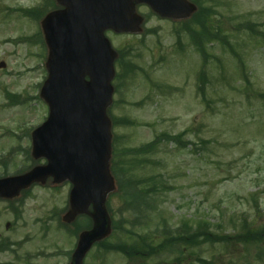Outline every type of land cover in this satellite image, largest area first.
Here are the masks:
<instances>
[{"label": "rangeland", "instance_id": "374dc122", "mask_svg": "<svg viewBox=\"0 0 264 264\" xmlns=\"http://www.w3.org/2000/svg\"><path fill=\"white\" fill-rule=\"evenodd\" d=\"M46 6L45 0H0V62L6 65L0 69V162L8 159L11 172L27 165L24 150L29 149L30 138L24 130L38 126L47 116L39 98L47 76L39 25L19 11ZM215 6L214 23L230 36L244 66L229 45L208 47L205 100L198 80L201 54L186 35L179 44L174 32L178 27L172 22L143 6L138 12L146 19L145 36V31L141 36L109 34L114 47L130 51L131 61L141 67L136 77L127 75L114 98L116 168H126L138 180L162 175L166 188L154 181L145 186L159 189L149 197L147 215L139 220L145 219L144 223L133 228L131 221L141 215L127 211L116 194L110 208L120 229H114L107 242H122L121 252L125 249L129 257L107 254L95 246L84 264H264V240L252 244L203 240L202 248L150 258L135 254L140 250L131 246L133 240L125 234L131 228L139 236L155 234L156 246L168 233L190 235L204 229L219 237L240 234L244 220L251 226L245 233L264 232V0H218ZM251 29L260 35L252 38ZM33 36L37 40H31ZM20 38L26 42H19ZM22 99L24 105L15 104ZM123 118L131 125H122ZM162 133L183 136L145 158L156 163L129 161V150ZM3 171L0 166V174ZM68 192V185L35 187L20 220L8 203H0V240L11 239L17 251L0 253L1 264L69 263L66 252L75 248L77 239L61 229L54 216L65 209ZM129 199L139 200L134 191ZM132 207L137 208L136 202Z\"/></svg>", "mask_w": 264, "mask_h": 264}, {"label": "water", "instance_id": "95a60500", "mask_svg": "<svg viewBox=\"0 0 264 264\" xmlns=\"http://www.w3.org/2000/svg\"><path fill=\"white\" fill-rule=\"evenodd\" d=\"M64 11L50 14L42 27L50 48L49 79L42 97L50 104L47 125L34 135V154L50 165L21 178L0 181V197L13 198L33 182L49 176L59 183L69 179L72 211L67 218L87 213L93 204L92 231L81 235L71 264H83L94 243L110 233L105 209L114 191L108 171L114 53L104 38L106 30L137 33L141 19L137 4H148L163 17L182 19L193 8L185 0H57ZM88 77V80H87Z\"/></svg>", "mask_w": 264, "mask_h": 264}, {"label": "trees", "instance_id": "16d2710c", "mask_svg": "<svg viewBox=\"0 0 264 264\" xmlns=\"http://www.w3.org/2000/svg\"><path fill=\"white\" fill-rule=\"evenodd\" d=\"M124 193L125 194H127V192H126V190L124 191ZM136 194V196L137 197H139V194H144V192H140V193H135ZM249 238H251V239H255L256 237L255 236H251L250 237V235L248 236ZM207 238H209V239H212L213 238V236L212 235H209V237H207ZM258 238V237H257ZM181 240H183V239H181ZM187 241V240H186ZM133 246H137L136 244H133ZM127 254V253H126ZM135 254H139V252H136ZM128 256H129V254H127Z\"/></svg>", "mask_w": 264, "mask_h": 264}]
</instances>
